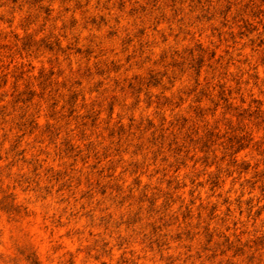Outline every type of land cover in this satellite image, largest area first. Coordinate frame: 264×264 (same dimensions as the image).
<instances>
[{"label": "rangeland", "instance_id": "rangeland-1", "mask_svg": "<svg viewBox=\"0 0 264 264\" xmlns=\"http://www.w3.org/2000/svg\"><path fill=\"white\" fill-rule=\"evenodd\" d=\"M0 264H264V0H0Z\"/></svg>", "mask_w": 264, "mask_h": 264}]
</instances>
